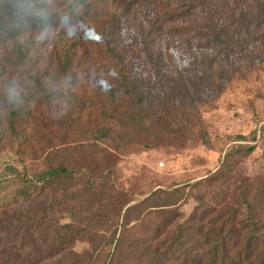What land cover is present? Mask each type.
Wrapping results in <instances>:
<instances>
[{"label": "trees", "instance_id": "1", "mask_svg": "<svg viewBox=\"0 0 264 264\" xmlns=\"http://www.w3.org/2000/svg\"><path fill=\"white\" fill-rule=\"evenodd\" d=\"M116 1L0 0V44L8 46L0 63V139L11 134L23 139L31 157L39 154L44 162L42 170L16 176L29 184L20 194L23 205L0 209V264H264V168L249 175L245 166L256 150L264 153V123L249 138L237 135L213 171L139 200L118 190L108 168L115 154L173 147L179 140L213 148L203 113L216 107L228 86L258 81L249 105L254 109L256 99H264V0H170L160 17L123 38L117 30L125 16L145 18V9L164 0H118L121 12L113 11L96 35L109 70L95 73L98 84L87 100L71 62L79 43L66 44L64 32L85 22L96 6ZM31 29L56 34L61 49L56 64L49 56L50 68L42 73L35 70L30 38L24 36ZM196 33L211 52L191 45L182 48L185 54L171 48L174 38L188 42ZM163 35L166 47L157 50ZM174 58L188 70L162 72ZM58 78L65 83L61 90L53 86ZM50 102L77 112L99 107L97 122L106 125L86 130V142L68 148L53 146L59 136L26 134L19 126L31 106ZM76 116L72 124L80 129ZM189 201L194 206L182 221L180 207ZM175 209L181 214L176 219L160 215ZM123 232L136 241L127 252L120 248ZM82 233L92 236L88 251L80 254L74 247Z\"/></svg>", "mask_w": 264, "mask_h": 264}, {"label": "rangeland", "instance_id": "2", "mask_svg": "<svg viewBox=\"0 0 264 264\" xmlns=\"http://www.w3.org/2000/svg\"><path fill=\"white\" fill-rule=\"evenodd\" d=\"M118 2L117 0L116 2L103 3L96 6L94 12L88 16L85 22L76 25L72 29H65L64 32L66 34V44L70 45L74 41L79 43L78 47L74 50V56L71 62L74 66L73 74H78V88L82 90V95L87 97V100H90L89 98L94 96V94L92 95V88L98 84L99 78L96 77L95 73L100 74L102 69L104 71L109 70L107 65H110V62L105 51L98 44L96 35L98 34L97 30L104 23L110 21L113 11L117 13L121 12L122 5L118 4ZM166 2L171 4L170 0H164L162 3L159 2L145 9V18L142 16L135 18L131 14L129 16L126 14L128 18L125 16L123 24L117 30L118 35L123 38L127 34L126 31L131 33V31L136 32L139 30L140 32L142 28H146V22L158 16L160 17V11L165 8ZM60 5L61 3L59 1L53 7L58 9ZM132 9L136 14H139L138 8ZM185 23L188 24L189 22ZM149 25L151 23L147 24V26ZM87 29H90L91 32L88 33ZM25 35L30 38L32 46L30 59H34L35 70L37 72H44L47 66L50 68L48 65L49 56L52 57L51 60L56 64L55 60L61 57L60 46L55 42L56 34H52L51 32L37 33L36 30L31 29ZM164 36L159 38V46L156 47L157 50L158 48L164 49L166 47ZM186 39L188 42L178 37L174 38L171 43V48L177 53L183 52L184 54L185 52L182 48L190 45L194 50L207 49L203 52L212 51V47L210 45L207 46V39L198 33ZM7 53L8 46L4 43L0 44V63L2 62L3 56ZM131 54L136 56L137 53L133 51ZM170 62L162 66L161 70L165 74L170 73L174 76L183 73L189 68V66L186 67V64L178 62L175 58L170 60ZM58 79L55 85H52L61 90L65 86V83H61V79ZM259 86L261 85L258 81L250 84L236 83L228 86L217 97L216 107L210 112L203 113L207 130L214 141V146L211 149L203 147L199 142L179 140L173 147L163 146L153 148L140 154H115L108 161L110 165L108 168H111L113 171V178L118 190L122 189L126 191L132 201L139 200L157 188L165 189L175 182L199 179L208 171H213L217 166L220 154L230 146L236 144L233 142V139L237 135L249 138L251 137V133L258 129L259 125L264 123V99H256L255 97L254 109L249 105L250 100L253 98V93L250 90ZM212 96L215 95L213 94ZM183 103L185 104L187 101H183ZM91 107L90 105L86 110L77 112L76 109L68 107L65 104L54 102L41 106L32 105L30 108L32 109V113L19 127L23 128V131L28 135L32 131H36V133L39 132L43 136H46L48 133L59 136L58 139L55 138L52 140V144L55 147L68 148L69 146L80 145L87 140L85 135L87 134L86 130L92 132L94 128L106 125V123L101 121L102 119H99L97 122L99 107L90 109ZM77 113L79 116L77 126H82L80 129H77L72 124V119L77 117ZM22 140L16 139L13 134L10 136H1L0 139V209H11L15 206L14 204L16 202L23 205L22 203L25 202V199L20 194L23 193V187L26 185L28 187L29 184H26L25 180H20L19 177H16L17 174L23 176L26 170L33 174L34 172L42 170L44 166V162L39 158V154L36 157H31L29 149L26 148L27 144ZM18 152L20 156L16 155ZM67 160L68 158H65V161ZM245 166L246 172L249 175H253L263 169V151L261 149L256 150L246 161ZM34 205L38 207L37 203ZM26 206L25 204L24 207ZM193 206L194 203L189 201L180 207V211L183 213L180 217L182 221L190 214ZM179 209H175L174 212L164 211L160 215L163 219H176L178 215H181L178 213ZM190 230L188 224L182 226L184 234L189 235ZM91 236V233L80 234L77 237L74 247L75 252L82 254L88 251L87 241ZM105 236L109 238L110 234L105 233ZM133 244H136V241L127 232H123L121 235V250L127 252ZM107 250L108 248H106L105 252Z\"/></svg>", "mask_w": 264, "mask_h": 264}, {"label": "clouds", "instance_id": "3", "mask_svg": "<svg viewBox=\"0 0 264 264\" xmlns=\"http://www.w3.org/2000/svg\"><path fill=\"white\" fill-rule=\"evenodd\" d=\"M106 83H107V82H104V85H105V86H106Z\"/></svg>", "mask_w": 264, "mask_h": 264}]
</instances>
